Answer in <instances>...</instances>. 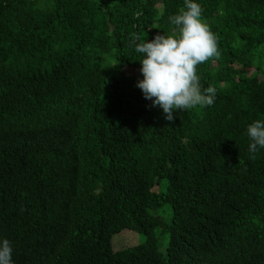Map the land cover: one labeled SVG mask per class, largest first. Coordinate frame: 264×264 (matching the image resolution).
<instances>
[{
	"label": "trees",
	"instance_id": "obj_1",
	"mask_svg": "<svg viewBox=\"0 0 264 264\" xmlns=\"http://www.w3.org/2000/svg\"><path fill=\"white\" fill-rule=\"evenodd\" d=\"M210 107H151L133 34L184 0H0V238L13 264H264V0H193ZM177 259V260H176Z\"/></svg>",
	"mask_w": 264,
	"mask_h": 264
},
{
	"label": "clouds",
	"instance_id": "obj_2",
	"mask_svg": "<svg viewBox=\"0 0 264 264\" xmlns=\"http://www.w3.org/2000/svg\"><path fill=\"white\" fill-rule=\"evenodd\" d=\"M203 11L200 4L184 0V7L169 17L174 26L171 34L158 33L150 41L133 34L131 39L136 53L143 56L139 69L143 79L136 86L169 122H174L177 111L210 107L216 100V88H203L198 75V65L220 56L219 37L203 21ZM246 135L251 141L250 159H255L258 148L264 149V120L250 123ZM12 254L11 241L0 238V264H13ZM249 260L245 258L242 264ZM176 264L181 263L177 260Z\"/></svg>",
	"mask_w": 264,
	"mask_h": 264
}]
</instances>
